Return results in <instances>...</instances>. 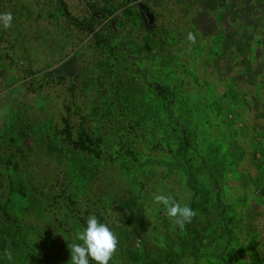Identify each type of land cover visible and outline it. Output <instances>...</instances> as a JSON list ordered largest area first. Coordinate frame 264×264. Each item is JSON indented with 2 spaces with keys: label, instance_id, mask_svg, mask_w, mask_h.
I'll return each mask as SVG.
<instances>
[{
  "label": "rangeland",
  "instance_id": "1",
  "mask_svg": "<svg viewBox=\"0 0 264 264\" xmlns=\"http://www.w3.org/2000/svg\"><path fill=\"white\" fill-rule=\"evenodd\" d=\"M5 12L0 264H71L91 215L118 237L110 264H264V0ZM154 193L197 215L181 230Z\"/></svg>",
  "mask_w": 264,
  "mask_h": 264
},
{
  "label": "clouds",
  "instance_id": "2",
  "mask_svg": "<svg viewBox=\"0 0 264 264\" xmlns=\"http://www.w3.org/2000/svg\"><path fill=\"white\" fill-rule=\"evenodd\" d=\"M12 20L10 12L0 13V21H3L4 28H10ZM187 39L193 44L196 42V37L191 32L188 33ZM153 200L157 205H163L165 215L181 230L197 215L190 206L182 205L171 195L154 193ZM76 239L81 243H68L71 264H90V258L96 264H110L118 252V237L107 224L99 222L95 215L87 218V226L77 232ZM4 254L8 260L12 259L10 250L5 249Z\"/></svg>",
  "mask_w": 264,
  "mask_h": 264
},
{
  "label": "trees",
  "instance_id": "3",
  "mask_svg": "<svg viewBox=\"0 0 264 264\" xmlns=\"http://www.w3.org/2000/svg\"><path fill=\"white\" fill-rule=\"evenodd\" d=\"M75 146L79 149H82V150H88V151L90 150L88 145L84 144V138L81 137V135H80L79 140L75 142ZM0 204H1V202H0ZM7 219H9L7 212H4L3 210L0 209V224L6 222Z\"/></svg>",
  "mask_w": 264,
  "mask_h": 264
},
{
  "label": "water",
  "instance_id": "4",
  "mask_svg": "<svg viewBox=\"0 0 264 264\" xmlns=\"http://www.w3.org/2000/svg\"><path fill=\"white\" fill-rule=\"evenodd\" d=\"M140 7L146 9V13H142V17L143 19H146L147 17H149V20L152 21L153 19V13L148 11V9L146 8V6L143 3H140Z\"/></svg>",
  "mask_w": 264,
  "mask_h": 264
},
{
  "label": "flooded vegetation",
  "instance_id": "5",
  "mask_svg": "<svg viewBox=\"0 0 264 264\" xmlns=\"http://www.w3.org/2000/svg\"><path fill=\"white\" fill-rule=\"evenodd\" d=\"M143 21H144V23H145L146 19H145V20L143 19Z\"/></svg>",
  "mask_w": 264,
  "mask_h": 264
}]
</instances>
